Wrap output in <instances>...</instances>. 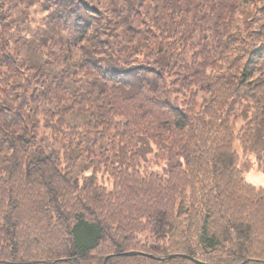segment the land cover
<instances>
[{
  "label": "trees",
  "instance_id": "16d2710c",
  "mask_svg": "<svg viewBox=\"0 0 264 264\" xmlns=\"http://www.w3.org/2000/svg\"><path fill=\"white\" fill-rule=\"evenodd\" d=\"M254 162L264 0H0V264H264Z\"/></svg>",
  "mask_w": 264,
  "mask_h": 264
},
{
  "label": "rangeland",
  "instance_id": "374dc122",
  "mask_svg": "<svg viewBox=\"0 0 264 264\" xmlns=\"http://www.w3.org/2000/svg\"><path fill=\"white\" fill-rule=\"evenodd\" d=\"M244 177L251 185L257 188H264V169H260L257 163L254 162L251 168L245 172ZM42 242L47 244L48 241L44 239ZM26 248L28 249L27 245Z\"/></svg>",
  "mask_w": 264,
  "mask_h": 264
},
{
  "label": "water",
  "instance_id": "95a60500",
  "mask_svg": "<svg viewBox=\"0 0 264 264\" xmlns=\"http://www.w3.org/2000/svg\"><path fill=\"white\" fill-rule=\"evenodd\" d=\"M120 255H124V256H137V255H147L145 253H142V252H138V251H128V252H124L123 254H120ZM149 257H153V255H148ZM110 256H108L105 260V264L107 263V259H109ZM177 257H183V258H187V259H190L192 261H194L195 263L197 264H209V263H206V262H203V261H200L196 258H194L193 256H190V255H186V254H171L168 256L169 259H173V258H177ZM163 260L165 258H162Z\"/></svg>",
  "mask_w": 264,
  "mask_h": 264
}]
</instances>
